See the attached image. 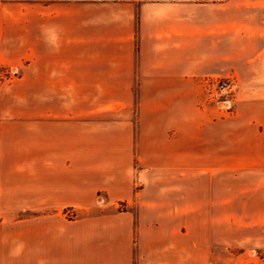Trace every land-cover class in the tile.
<instances>
[{"label":"crops","instance_id":"0c3cea01","mask_svg":"<svg viewBox=\"0 0 264 264\" xmlns=\"http://www.w3.org/2000/svg\"><path fill=\"white\" fill-rule=\"evenodd\" d=\"M238 230L264 245V0H0V264H215Z\"/></svg>","mask_w":264,"mask_h":264},{"label":"rangeland","instance_id":"374dc122","mask_svg":"<svg viewBox=\"0 0 264 264\" xmlns=\"http://www.w3.org/2000/svg\"><path fill=\"white\" fill-rule=\"evenodd\" d=\"M209 78H203L202 84L204 88L203 102L205 105L212 107L215 111V115H222V111H227L228 114L233 115L236 111V99L233 102V112L228 111L227 107L223 106L222 102L217 100L216 96H212L211 91L208 89L207 81ZM239 90V88H238ZM203 105V104H202ZM243 183L238 182V209L240 206L244 205V199L241 194L243 188ZM119 207L121 209L126 208V204L121 202L119 203ZM68 217L74 218L76 216L75 212L72 210L66 211ZM245 217L244 214H238V221L243 220ZM246 234L244 231L238 230L236 241L237 245L233 247H221V257L222 260L219 263L215 264H264V245L263 246H254V245H244V241L246 238ZM258 237V236H257ZM264 239V237H263Z\"/></svg>","mask_w":264,"mask_h":264},{"label":"built area","instance_id":"2783aa9c","mask_svg":"<svg viewBox=\"0 0 264 264\" xmlns=\"http://www.w3.org/2000/svg\"><path fill=\"white\" fill-rule=\"evenodd\" d=\"M207 78H209L207 81L208 89L211 91L212 96H216L217 100L222 102L228 111L233 112V102L239 88L236 77Z\"/></svg>","mask_w":264,"mask_h":264},{"label":"trees","instance_id":"16d2710c","mask_svg":"<svg viewBox=\"0 0 264 264\" xmlns=\"http://www.w3.org/2000/svg\"><path fill=\"white\" fill-rule=\"evenodd\" d=\"M7 70H8L7 68L3 67L2 68V73L6 74L7 73Z\"/></svg>","mask_w":264,"mask_h":264}]
</instances>
